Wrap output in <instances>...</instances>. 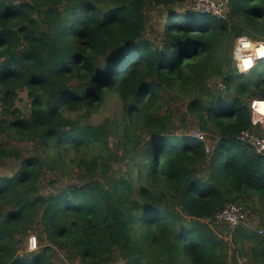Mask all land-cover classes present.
Instances as JSON below:
<instances>
[{
  "label": "trees",
  "instance_id": "16d2710c",
  "mask_svg": "<svg viewBox=\"0 0 264 264\" xmlns=\"http://www.w3.org/2000/svg\"><path fill=\"white\" fill-rule=\"evenodd\" d=\"M186 1L0 0V164L18 160L0 175V264H55V250L82 264H264V233L214 221L226 202L264 214V155L236 139L256 127L264 71L233 64L236 37L264 40V0H229L223 17ZM150 7L164 8L154 37ZM111 93L121 114L86 120ZM167 93L188 98L212 149L176 133ZM36 226L38 250L22 248Z\"/></svg>",
  "mask_w": 264,
  "mask_h": 264
},
{
  "label": "rangeland",
  "instance_id": "374dc122",
  "mask_svg": "<svg viewBox=\"0 0 264 264\" xmlns=\"http://www.w3.org/2000/svg\"><path fill=\"white\" fill-rule=\"evenodd\" d=\"M191 0H187L186 3L183 5H178L177 9L182 10L184 8L192 9L193 3L190 2ZM145 14L147 16V25H146V35L154 37V29H156L158 21H160L164 14V8L162 7H150L145 11ZM226 61V60H225ZM227 62V61H226ZM224 63V61H223ZM228 64H224V70L227 69ZM231 65V63H230ZM256 71H264V60L257 62L256 65ZM220 77H215L213 79H210L207 84L210 85L212 88L217 89L220 82ZM168 97L165 98L166 102L162 108V112L166 113H173L174 116L178 118V121L175 126L176 133L185 132L190 135H194L197 137L198 134H201L202 140L205 141L206 147L209 149H212L214 146V143L217 139V137L210 131L202 130L199 123L195 121V116H192L187 113V107L186 103L188 98L187 97H174L172 93H167ZM30 101L27 97L26 91L22 90L18 94V100L16 101V106L21 111V115L23 117H26L29 115L30 110ZM121 102L118 98V96L114 93L106 95V98L102 105L93 112H89L88 114L84 113V116H86V120L93 124H98L104 119L107 118H115L118 117L121 114ZM254 129H257V127H254ZM200 138V136H199ZM114 141L113 137H110V144H112ZM23 146L24 143H21ZM29 151V153L32 152V148L30 144H26L24 147V152ZM18 167V160L17 159H11L10 162L5 164H0V175H10L12 174ZM71 173L75 172V169L70 168ZM65 180H71L68 178V175H65L63 177ZM250 206V205H249ZM247 206L246 212H247V221L251 224L255 229L256 227H262L264 228V225L262 224V218L261 215L264 218V214L258 212L260 208L256 206V211L252 210L251 207ZM217 224V223H216ZM39 226H36L31 232V235L27 236L23 243L22 248L29 250V251H37L38 250V241L36 243V240L33 239L35 235L38 234ZM218 232H221L223 228L216 229ZM233 242V240H232ZM234 243V242H233ZM237 246H240V242L237 239V242H235ZM252 242L245 241L244 248L249 252V247ZM28 245H34L31 246V248L28 247ZM242 245V244H241ZM242 261H244V256L240 258ZM54 263L55 264H82L77 258H71L66 253L62 252L61 250H55L54 253ZM111 264H122L121 261H117ZM182 264H191L187 259Z\"/></svg>",
  "mask_w": 264,
  "mask_h": 264
},
{
  "label": "built area",
  "instance_id": "2783aa9c",
  "mask_svg": "<svg viewBox=\"0 0 264 264\" xmlns=\"http://www.w3.org/2000/svg\"><path fill=\"white\" fill-rule=\"evenodd\" d=\"M194 10L209 13L217 17H223L227 13L229 0H191ZM264 59V40H254L248 36H238L233 46V64L240 73H247L253 69L256 63ZM218 88L224 89V84L219 81ZM251 121L257 129L248 128L242 130L236 137L238 142L251 146L258 154L264 155V98H253L249 102ZM200 136V138H199ZM202 135L197 137L201 139ZM209 148L206 147V151ZM247 212L235 202H226L223 207L214 214L215 223H228L231 227L237 224L251 226L247 221ZM253 227V226H251ZM258 233H264L262 227H256Z\"/></svg>",
  "mask_w": 264,
  "mask_h": 264
}]
</instances>
